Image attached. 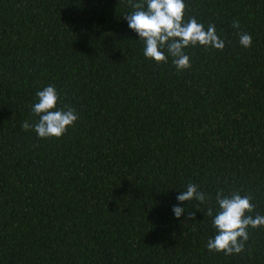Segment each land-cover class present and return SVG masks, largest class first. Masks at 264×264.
<instances>
[{
    "label": "trees",
    "instance_id": "16d2710c",
    "mask_svg": "<svg viewBox=\"0 0 264 264\" xmlns=\"http://www.w3.org/2000/svg\"><path fill=\"white\" fill-rule=\"evenodd\" d=\"M184 2L225 48L177 71L144 56L127 0H0V264H264V228L209 252L204 214L222 189L264 215V0ZM49 85L79 116L60 138L22 129ZM189 183L208 203L179 204Z\"/></svg>",
    "mask_w": 264,
    "mask_h": 264
},
{
    "label": "clouds",
    "instance_id": "9594fccd",
    "mask_svg": "<svg viewBox=\"0 0 264 264\" xmlns=\"http://www.w3.org/2000/svg\"><path fill=\"white\" fill-rule=\"evenodd\" d=\"M127 3L133 11L124 19L128 27L138 34L139 40L144 42V56L158 65L166 64L170 56L177 71L186 70L191 63L185 49L197 45L206 50L223 51L225 48V41L218 36L214 24H209L205 29L194 17L185 21L184 0H127ZM232 27L239 29V21L234 20ZM237 34L243 48L252 46L250 34L243 31ZM36 97L38 102L31 106V111L38 120L31 124L25 120L22 123L24 131H34L38 138H60L79 119L74 108L58 107L59 93L52 85L37 91ZM176 199L180 205L193 200L206 204L210 197L200 190L199 185L189 183ZM215 200L218 205L215 215L211 206L204 213L213 218L212 225L217 232L214 238L208 240V251L225 255L244 252L249 229L264 228V215H252L255 205L251 202V194L242 196L235 191L225 195L221 189L217 191ZM172 211L179 219L185 213V208L174 206ZM188 218L195 220L194 213L188 212Z\"/></svg>",
    "mask_w": 264,
    "mask_h": 264
}]
</instances>
